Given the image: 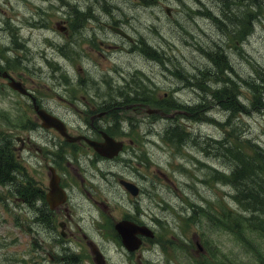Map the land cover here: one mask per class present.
<instances>
[{"label": "rangeland", "instance_id": "rangeland-1", "mask_svg": "<svg viewBox=\"0 0 264 264\" xmlns=\"http://www.w3.org/2000/svg\"><path fill=\"white\" fill-rule=\"evenodd\" d=\"M54 1L56 0H0V9L3 10L0 11V15L7 18L0 20L3 26L10 25L13 28L21 24L20 30L24 32L27 25L31 26V21L34 20L40 22L45 19L46 23L51 25L49 32L44 31L47 29L37 28L34 31L35 35L29 38V48L35 52L34 57L30 56L25 49L21 53L19 48L23 45L9 39L7 34L1 35L0 66L16 76H24L25 82L31 87L39 85L54 89L59 81L60 84L66 82H64L65 77H62V70L56 71L57 65L48 63L45 59L44 56L47 53L51 58H60L73 77L78 75L82 68L86 76L84 80L88 79V85H90L89 92L99 97L106 89H109L106 80L118 84V82L124 83L125 78H130V80L132 77L137 78V75H141L142 79L147 80L144 82L141 78H137V84L144 86L150 84L156 89L154 98L162 99L165 92H168V96H170L177 89L175 87L177 80L167 77L171 75L164 69L163 64L141 50L140 39L144 37L149 40V43L159 46L161 50L165 51L167 53L166 64L171 67L178 63L184 66L197 63L199 66L206 62L203 50L218 48L212 42L220 41L221 28V24L212 16L202 12L207 11L208 8L212 14L225 18L221 0H156L155 3H150L146 7L137 2L139 0H100L101 5L109 3L111 9V12L105 11L101 15L108 18L109 15H117V19L121 18L132 36L139 38L138 42L140 43L138 45L127 44L124 49L104 45L98 40L96 44L103 46L102 49L96 51L99 48L93 47L88 41L78 42L77 37L70 36V34L64 35L57 29L56 23L64 22L62 20L64 11L58 13V7L54 5ZM101 5L97 3V0H61L60 2L61 8L65 11H68L70 6L73 8L75 6H90L91 9L92 7L100 10L106 9ZM167 5L172 7L171 15L165 11ZM263 7L264 3L262 2V6L257 7L254 12L249 8L250 13L244 18L243 26L248 24L251 17L258 16V12L262 13L261 18L264 20ZM226 22L230 24L228 20ZM66 24L69 26V23ZM259 25L257 24L255 35L244 38L241 48L234 38L222 37L220 44H223L225 52L229 55L230 66L240 67L246 62L242 52L245 54L251 52L254 57L255 70L258 67L263 68L264 29ZM88 26L87 29L95 27L96 21L89 22ZM15 33L16 29H13V34ZM36 37L39 39L48 37V39H42L41 43H37ZM65 43H70L71 46H67V56L63 58L58 54L57 47ZM22 44L25 45L24 41ZM41 53H44L43 56H40ZM72 53L74 54L70 55ZM36 54L38 55L35 59ZM173 55L175 57L171 58ZM73 56L74 58H72ZM115 67L117 71L118 69L121 71L118 73L115 71ZM137 70H141L147 75L140 74ZM2 82L0 79L1 87ZM97 84L107 87L103 90L95 87ZM244 87V85L237 86V90L242 92V101L240 102L243 104L231 113L224 111V106L218 105L219 102L214 101L210 103L209 108L194 109L192 115L187 112L186 115L181 113L178 116L177 121L180 122L183 129L190 133L189 135L196 136L195 140L176 144L173 147L168 142L154 136L157 129L164 127L165 122L163 121L157 122L156 125L153 124V132L149 133V141L144 138L142 125L150 122L135 126L132 128L134 133L125 137L128 143L130 139L134 140L133 144L138 148L139 153H143L141 160L144 164L141 167L134 161L135 163L131 165L122 164V168H128L127 173L136 178H138L136 170L142 172L145 178H139V180L144 185V195L139 201L131 200V204L121 189L112 192L108 201L110 208L105 214L108 226L103 225L104 233L109 237L107 231L111 228L114 217L118 219L123 214H127L129 208L134 214L143 211L145 214H150L151 209L159 210L160 215L164 213L163 217L165 218L160 230L162 240L167 238L173 240L172 234L180 236L179 231L182 229V225L185 228L184 218H187L188 231L184 235L185 241L190 242L191 249H188L192 250L194 247L197 250L195 241L201 239L203 245L209 248L208 254L212 253L213 255V257L200 256L193 250L190 254L186 253L182 249L181 242H175L174 246L171 243H165L164 246L173 247L175 251L174 255H168L161 243L157 245L155 251L151 249L152 245L148 244L142 249V259L135 258L133 264H264V237L258 232H250L235 219V213L238 212L239 207L232 197L234 190L232 189V191L231 186L227 184L226 177L214 176L216 168L219 167L220 170H223L221 166L224 163L228 164L230 160L226 157L227 155L221 153L220 147L216 150L221 151L220 153L225 157L221 154L219 156L213 147L217 140L213 139L229 138L233 144H241L249 154L253 152L254 143L264 147V106L262 108L254 106L253 90H247ZM0 95V126L1 122L6 124L0 129L1 135L2 133L7 134L10 127H15L11 122L12 117H15L16 120L21 118V111L18 109L22 103L14 92L7 91ZM174 96L180 102L187 101L191 104H195L198 99L192 90L179 91ZM173 100L175 99L173 98ZM13 123L16 124V121L13 120ZM12 129L15 130V128ZM127 130L130 131V128ZM155 140L159 142L156 141V143ZM224 174L228 176L226 172ZM167 175L169 181L165 179ZM111 180L113 182L115 179ZM6 194V190L0 186V196ZM162 198L168 202H164ZM84 204H87L86 201ZM240 212L244 213L241 210ZM22 213L23 210L17 207L13 208V213L10 212L0 197V264H26L23 258H26L28 264H31L33 259H31L30 253L32 251L38 253L37 246L40 239L33 238L26 233L27 221L21 218L26 217ZM226 216H230V218L227 219ZM181 218L183 221L180 220ZM235 222L236 225H234ZM239 226L242 227V230L239 229ZM172 227L176 230H173ZM166 228H169L170 231L168 232ZM30 231L32 232V230ZM111 253L112 259L115 260L117 252L114 247H112ZM85 264H91L89 259L85 260Z\"/></svg>", "mask_w": 264, "mask_h": 264}, {"label": "flooded vegetation", "instance_id": "flooded-vegetation-1", "mask_svg": "<svg viewBox=\"0 0 264 264\" xmlns=\"http://www.w3.org/2000/svg\"><path fill=\"white\" fill-rule=\"evenodd\" d=\"M0 11L3 10L0 9ZM5 19V16L0 15V20ZM106 25L111 26L112 24ZM113 25L117 26V24ZM5 27L6 25L2 26L0 21V30ZM0 35H4V32H0ZM35 91L38 94L37 96L34 95ZM35 91L31 92L32 95H25L24 97L27 111L23 117L24 123L21 128L23 133H18L10 142L12 159L14 161L20 159L24 161L22 175L19 173L20 169L17 166L16 169H12L9 175L7 202L10 212L13 211L11 206L14 205L16 199L24 204L29 231L32 230L31 234L41 237L45 258L41 262L42 264H62L60 261L66 257L78 264L84 262L83 256L85 258L89 257L95 264L92 252L80 251L77 244L85 239L84 244L92 246L93 241L89 239L91 237L99 240V243L104 245L103 240L98 238L107 236L103 230V225L107 224L106 218L104 220L103 217L97 216L90 208L79 209V205L80 202L83 203V200H90L102 205L98 198L101 194L94 190L92 184L94 181L91 175H94V171L90 160L91 157H101L93 151L84 139L70 142L57 129L43 127L42 121L34 108L35 106L45 108L50 113L58 116L65 109L59 107L61 102L48 101L47 98L54 96L55 91L42 92L37 89ZM76 92L75 89L69 90L67 98L76 97ZM123 95L124 91L116 90L113 97L121 98ZM108 96H110L109 90L108 93H103L101 97L90 93L89 97L84 96L82 101H65L66 107L85 109L81 111V114L85 115L82 117L84 124L74 120L73 122H66L68 127L79 135L100 140L101 133L110 126L107 122L108 119L105 117L111 111V109H107V105L110 103L107 100ZM98 165L100 170L105 173V167L107 166L105 161L99 162ZM106 171L108 175L103 176L109 178L111 169L108 168ZM55 173L58 174L57 178L60 186L68 196L67 201L64 203H58L56 197H52L51 200L48 198L51 179ZM18 181L23 182V195L15 191L14 184ZM103 207L106 209V206ZM78 210L82 211L80 217H78ZM155 215L157 216V213ZM156 216L150 215L151 223L153 220L157 222ZM122 218L139 221L137 217L129 214ZM153 225L158 226L157 223ZM147 242L148 238H144V244ZM124 252L126 256L141 257L139 250ZM66 253H69V255Z\"/></svg>", "mask_w": 264, "mask_h": 264}, {"label": "bare ground", "instance_id": "bare-ground-1", "mask_svg": "<svg viewBox=\"0 0 264 264\" xmlns=\"http://www.w3.org/2000/svg\"><path fill=\"white\" fill-rule=\"evenodd\" d=\"M248 1L249 0H221L220 2H222L223 5V15L225 18L217 14H212V11L208 8L207 11L202 12L204 14L212 16L214 20L221 24L219 35L220 41L218 43L214 41L212 42L218 48L203 50L205 51V54L203 53V57L206 59L205 63H201L199 66H197V63H191L189 66H184L181 63H178L173 64V67H171L170 65L166 64V59L162 61L159 60V62L163 64L164 69L171 75L167 77H172L177 80V85L175 86L177 89H175L174 91L179 92L184 90H192L196 93V96L198 98L196 103L198 104H195L197 108H205V104L207 103V101L211 102V99H214V101L217 103V101L222 98H228V100H231L232 104L239 103L240 101H242V92L237 90V86L244 85V88H246L247 90L252 89L254 91V77L258 71H264V66L263 68L258 67L255 70L254 57L251 52L246 54L242 52V56L245 57L246 62L241 64L240 67L227 65V61L231 63V60L229 58V55L225 52V47L223 46V44H220V42L222 41V37L226 36L227 38H234L236 42L239 43V47L241 48V44L245 40L244 38L246 36L249 37L250 35H255L257 24H260L259 26H262V28L264 29V20L257 16L251 17L248 24L243 26L244 13L247 11V8H249ZM257 1L260 2V6H262V2L264 3V0ZM250 10L254 12L253 9L250 8ZM258 14L262 15L261 12H258ZM226 20H228L230 24H228ZM173 57H175V55H173L171 58ZM171 68H178L179 70L174 73L171 71ZM137 72L147 75L141 70H137ZM162 73L166 75L164 71H162ZM137 78L142 79L141 75H137ZM137 78L132 77V80H130L131 82L129 81V85H122L119 82L118 84H113V82L108 83L110 88V96H114L116 90H122L124 91V95L121 98H124V100L126 101H137L139 99H142L141 91H143V88H146L145 92L148 88V91H150L151 94L149 96L143 97H153L156 89L153 88L152 85L148 87H136L133 91L130 92L129 89L132 86L137 85ZM142 81L147 80L144 78L142 79ZM228 100H226L225 102L231 104L228 102ZM225 102L218 103V105H222ZM226 109L228 110V108ZM172 136L174 139L173 134L171 135V137ZM195 139H197L196 136L186 135L183 138L184 141L182 142L187 143V141ZM173 142L176 144H182L175 140H173Z\"/></svg>", "mask_w": 264, "mask_h": 264}, {"label": "trees", "instance_id": "trees-1", "mask_svg": "<svg viewBox=\"0 0 264 264\" xmlns=\"http://www.w3.org/2000/svg\"><path fill=\"white\" fill-rule=\"evenodd\" d=\"M142 5H148L150 3H155L156 0H139ZM251 1V2H250ZM249 8L256 11L257 7L260 6V2L257 0H249ZM72 7V8H71ZM247 8V10L249 9ZM69 13L72 15H76L78 21H83L82 14L78 12V6H70ZM252 11V10H250ZM250 11H246L244 13V18ZM253 12V11H252ZM257 17L261 18V15ZM243 18V21H244ZM262 19V18H261ZM148 39L144 37L141 38V50L149 55L150 57L156 58V60H164L167 56V53L160 49V47H156L148 42ZM229 61H227V65ZM230 63V62H229ZM179 69L175 68L171 71L176 73ZM65 74V73H63ZM130 80H126L125 84H130ZM107 82V81H106ZM111 80H108L110 83ZM145 82V81H144ZM148 87V85L137 84L132 86L129 90L133 91L136 87ZM254 106L262 108L264 106V71H258L254 77ZM146 88H143L142 92V100H150V98H144L143 96H149L150 91L145 92ZM136 92V91H135ZM115 100V97L112 96L111 101ZM228 100V98H222L217 102L222 103ZM211 102H214V99H211ZM207 101L205 104L206 108H209L211 103ZM223 103L222 105L225 107L224 111L227 113H231L236 109H239L243 103L239 102L237 104H232L231 100ZM170 106V104H168ZM228 108V110L226 109ZM186 132L181 125H173L172 127L166 128L165 134L166 137L170 141H177L183 143V138L187 135ZM174 135L171 137V135ZM189 135V134H188ZM172 139V140H171ZM212 140V139H210ZM217 140L216 144L213 147L218 149L221 148V151H217L219 156L221 153L227 155L230 162L228 164L224 163L221 167L223 170H215L214 176L220 175L221 177H226L227 184L233 187L234 193L232 194L236 203L239 206V210L235 213V219L238 220L240 224H242L247 230L250 232H258L261 236L264 237V147H261L259 144L254 143L252 153H247L241 144H233L232 140L229 138L224 139H213ZM221 152V153H220ZM222 155V154H221ZM222 155V156H224ZM225 157V156H224ZM17 163L12 159L10 155V150L8 146L5 144L0 146V182L5 183V181L9 180V175L12 169H16ZM222 171V172H221ZM227 173L228 176H225ZM15 191L21 195L24 194V185L22 182H16L14 184ZM244 211V213L240 212ZM225 218H230V216H226ZM236 225V222L234 223ZM239 229L242 230V227L239 226Z\"/></svg>", "mask_w": 264, "mask_h": 264}, {"label": "water", "instance_id": "water-1", "mask_svg": "<svg viewBox=\"0 0 264 264\" xmlns=\"http://www.w3.org/2000/svg\"><path fill=\"white\" fill-rule=\"evenodd\" d=\"M121 33L125 34L123 31H121ZM11 85L17 89L22 90L19 82L14 81L11 83ZM39 113L42 116V118L44 119V125L55 126L58 129H60L61 131H63V128L61 127L62 123L57 118H55L51 115H48L44 110H40ZM95 146L100 151H102L101 148H99V146L97 144H95ZM112 147H115V144H112ZM110 155H112V154H110ZM127 187L133 193L136 192L135 188L132 185L127 184ZM117 229L119 230L120 234L122 235L125 244L130 249H134V248L139 246V241H137V239H135V235L137 232L142 231V229H139L135 224L130 223V222H126V221L119 222L117 224ZM98 263L103 264L101 260H99Z\"/></svg>", "mask_w": 264, "mask_h": 264}]
</instances>
